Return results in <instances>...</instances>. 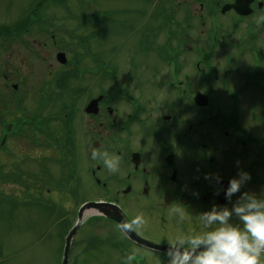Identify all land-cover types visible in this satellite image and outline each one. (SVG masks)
Instances as JSON below:
<instances>
[{
    "label": "flooded vegetation",
    "instance_id": "af4514ba",
    "mask_svg": "<svg viewBox=\"0 0 264 264\" xmlns=\"http://www.w3.org/2000/svg\"><path fill=\"white\" fill-rule=\"evenodd\" d=\"M166 14L156 17L157 26L130 48L134 56L157 57L155 64L137 61V55L131 59L130 51L120 64L113 49V60L93 56L91 71L83 76H68L82 64L74 61L70 71L55 77L56 83L90 78L107 84L105 92L84 100L86 91H64L53 103V113L45 97L41 112L29 110L27 119L15 113L17 119L10 123L5 117L11 113L0 106V154L6 153L8 141L22 139L43 150L46 176L48 166L62 171L59 178L49 176L56 186L47 195L75 204L92 193L99 200L77 207L89 201L112 203L127 222L140 212L145 223L135 233L163 246L181 229L199 230L198 212L227 203L222 189L237 169L251 177L242 191L259 194L264 189V0H185ZM48 15L46 30L39 29L46 32V44H40L46 50L54 38ZM30 20L25 23L39 25L44 17ZM19 25L6 31L17 38L33 28ZM158 36L160 44L154 41ZM98 97L96 112L86 114L87 104ZM198 97L207 100L204 107L198 106ZM20 104L15 106L21 109ZM237 111L252 122L241 124ZM104 153L120 156L116 172L104 166ZM205 174L220 176L221 183L204 179ZM171 207L188 213L183 223L169 215Z\"/></svg>",
    "mask_w": 264,
    "mask_h": 264
},
{
    "label": "rangeland",
    "instance_id": "374dc122",
    "mask_svg": "<svg viewBox=\"0 0 264 264\" xmlns=\"http://www.w3.org/2000/svg\"><path fill=\"white\" fill-rule=\"evenodd\" d=\"M46 1L49 3H45L44 8L37 11V18L44 17L43 23L34 24L30 31L15 38L9 35L6 29L24 22L31 14L36 0H0V106L3 104L2 111L11 113L5 117L8 123L17 119L15 113L18 118L27 119L29 110L33 114L41 112L45 97L46 103L50 101V106L52 105L51 112L55 111L56 107L53 103L59 102L58 96L67 86L65 83H70L67 82L68 80L64 81V88L59 90L58 84L54 82L55 77L62 75L61 70L67 68L69 70L66 72H68L72 69L73 60L82 53V48L77 45L78 39L85 36L88 31L99 33L102 27H105L109 28L111 33L103 37L100 32L97 40L88 41V54L81 60L84 69L91 71L93 56L94 58L100 56V60L106 62L111 60L113 49L114 59L122 64L127 56L124 53L129 54V51L131 53L130 48L137 42V37L148 28L157 26L158 21L154 23L155 16H152L154 10L162 7L165 10H174L179 2L185 0H165V2L150 0L148 1L150 3H145L143 0H60L62 4H59V0ZM93 12H108L110 15L106 17L104 26L87 23L86 27H82L86 18L88 22L87 16ZM46 13L50 16L51 35L54 36L50 41L49 50L40 47V44L42 46L46 44V32L39 30L40 27L46 30ZM155 15L159 16L157 13ZM33 16L36 18V15ZM196 21L197 19L195 25L199 28ZM161 39L158 36L154 41L160 44ZM26 44L33 47L37 55ZM59 50L64 51V62L57 59ZM132 55L131 59H135L137 54ZM136 60L155 64L157 57L141 52L136 56ZM76 68L78 69L79 66H75L73 72ZM4 76L8 79L5 80ZM87 79L84 82L72 81L70 92L86 91L83 98L85 100L93 94L106 91L107 84L100 81L96 84L97 82L92 83L90 78ZM119 85L126 87L123 84ZM15 86L17 89L14 91ZM114 86L118 87L117 84ZM18 101L21 103V109L15 106ZM260 102L264 105V101L260 100ZM226 107L229 109L228 101ZM236 116L241 119V124L252 122L247 113L237 111ZM6 146L7 149L4 151L6 153L0 154V195L21 201L29 188L28 191L34 195L31 197L39 198L46 203L48 197L46 190L55 191L56 186V182L50 180L49 176L59 178L62 176V171L59 170L60 173L57 169L48 166L46 170L49 175L42 173L43 169L36 162L43 164V150L35 149V146L25 140L12 139ZM29 185L35 186V189L30 188ZM99 198L90 193V196L82 201L99 200ZM50 200L48 202L53 204V208L49 212L46 211V207L34 209L19 203L10 208L11 206L6 205L7 202L6 204L0 202V264H60L63 242L61 243L57 235L66 232L65 229L76 221L74 212L82 201L74 204L68 198L59 196H53ZM70 204L72 206H69ZM137 213L140 212H133V214ZM85 219L89 222L82 225L72 240L69 264H158L155 257L135 248L126 252L122 235L112 224L102 221L101 217L93 216ZM98 237L101 243L99 249L89 242L90 239ZM164 260L162 259V262Z\"/></svg>",
    "mask_w": 264,
    "mask_h": 264
},
{
    "label": "clouds",
    "instance_id": "9594fccd",
    "mask_svg": "<svg viewBox=\"0 0 264 264\" xmlns=\"http://www.w3.org/2000/svg\"><path fill=\"white\" fill-rule=\"evenodd\" d=\"M93 155L95 157V153ZM103 155L106 169L116 172L120 156ZM250 178L247 171L237 169L236 175L229 178L227 186L222 189L227 203L213 204L207 210L198 212L194 219L199 224V230L181 229L170 239L165 238L163 241L167 248L163 255L166 259L162 262L158 255V264H264V189L259 194L242 191ZM204 179L221 183V177L215 174L211 177L205 174ZM220 191L218 188L215 194ZM234 196L236 199L232 202ZM169 215L181 224L188 213L171 207ZM232 217L236 220L233 221ZM144 223L143 214L137 213L130 222H123L118 227L127 236Z\"/></svg>",
    "mask_w": 264,
    "mask_h": 264
},
{
    "label": "water",
    "instance_id": "95a60500",
    "mask_svg": "<svg viewBox=\"0 0 264 264\" xmlns=\"http://www.w3.org/2000/svg\"><path fill=\"white\" fill-rule=\"evenodd\" d=\"M58 60L64 62V55L63 54H58ZM199 103V106H205L206 105V100L202 97L197 98ZM99 100V99H98ZM98 100L92 101L86 108V112L88 113H94L96 111V105ZM93 212V214L102 216L108 220H112L116 222L118 225L126 222L124 219V216L122 215L121 211L118 210L116 207L112 205H107V204H98V203H87L83 204L77 214V223L76 225L69 231L65 238V243H64V249H63V256H62V261L61 264H68V254L70 250V244L71 240L82 224L84 214L88 212ZM129 236L130 240L136 242L137 244H140L141 246H144L148 249L155 250V251H160L164 252L167 247L159 246L150 242H147L140 237H138L135 233L132 231L127 235Z\"/></svg>",
    "mask_w": 264,
    "mask_h": 264
},
{
    "label": "trees",
    "instance_id": "16d2710c",
    "mask_svg": "<svg viewBox=\"0 0 264 264\" xmlns=\"http://www.w3.org/2000/svg\"><path fill=\"white\" fill-rule=\"evenodd\" d=\"M27 19V18H26ZM26 21V20H25ZM31 21V20H30ZM91 22V20L90 21H88V22H86V23H90ZM87 56V54L85 53V54H83L82 55V58H84V57H86ZM25 183H27V181H24ZM30 183V182H29ZM30 184H32V183H30ZM30 186V188H33V189H35V186H33V185H29ZM29 190V188H27V191L24 193V199H22L21 201H18V199L16 200V199H14V197H5V196H2L3 197V199H4V202H5V204H6V202H7V204L6 205H9V207L11 206V207H15V206H17L19 203H20V205L22 204V205H27V206H29V207H46V203L43 201V200H41V199H39V198H34V197H31V196H34V195H31V192H29L28 191ZM6 199V200H5ZM53 208V207H52ZM66 229H68V227L66 228ZM66 229H65V231H66ZM62 233H65V232H62Z\"/></svg>",
    "mask_w": 264,
    "mask_h": 264
}]
</instances>
